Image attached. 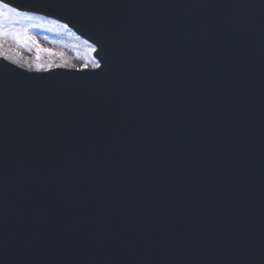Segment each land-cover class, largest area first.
<instances>
[{"label":"water","instance_id":"1","mask_svg":"<svg viewBox=\"0 0 264 264\" xmlns=\"http://www.w3.org/2000/svg\"><path fill=\"white\" fill-rule=\"evenodd\" d=\"M93 73L0 61V264H264V0H5Z\"/></svg>","mask_w":264,"mask_h":264},{"label":"rangeland","instance_id":"2","mask_svg":"<svg viewBox=\"0 0 264 264\" xmlns=\"http://www.w3.org/2000/svg\"><path fill=\"white\" fill-rule=\"evenodd\" d=\"M6 29L19 33L20 42L18 43L11 35L0 39V58L26 71L42 72L57 67L65 69L97 67L92 59L93 48L54 22L13 14L6 21ZM24 29H27L30 40L25 41ZM32 40L35 43H32ZM37 45L40 49L48 51L38 52Z\"/></svg>","mask_w":264,"mask_h":264},{"label":"snow or ice","instance_id":"3","mask_svg":"<svg viewBox=\"0 0 264 264\" xmlns=\"http://www.w3.org/2000/svg\"><path fill=\"white\" fill-rule=\"evenodd\" d=\"M15 15H25L28 16V13H20L18 10L14 7H10L8 3L5 2V0H0V39H3L6 35H11L17 42H20V34L17 32H9L6 29V21L11 18V16ZM25 33V41L30 40L31 37L27 36V29L23 30ZM32 43H35L34 40H32ZM94 50V49H93ZM37 51H48L47 49H40L39 45H37ZM51 54V53H49ZM37 59H39V55L37 56ZM39 67V65H37ZM97 67H99V64H97Z\"/></svg>","mask_w":264,"mask_h":264}]
</instances>
